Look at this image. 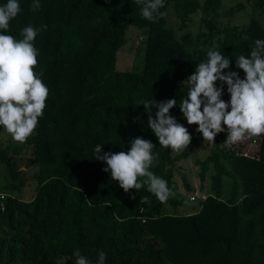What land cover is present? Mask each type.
<instances>
[{"label":"trees","instance_id":"16d2710c","mask_svg":"<svg viewBox=\"0 0 264 264\" xmlns=\"http://www.w3.org/2000/svg\"><path fill=\"white\" fill-rule=\"evenodd\" d=\"M6 3L0 0V6ZM19 3L21 11L4 34L20 39L26 26L44 29L34 40L39 52L34 71L42 73L49 95L32 157L0 155L9 178L0 193V264H75L76 249L89 264H97L101 251L104 264H264V135L245 139L257 146L251 155L239 144L225 147L226 128L215 137L209 154L197 162L201 182L214 170L211 194L187 215L164 214L165 205L180 203L171 197L159 201L147 186L125 193L94 152L97 145L101 154L127 151L137 137L151 141L159 159L150 170L176 194L171 149L159 146L140 102L176 99L170 115L179 113L188 92L185 80L213 46L230 58L225 71H238L243 79L236 57L250 55L255 41L264 40L258 20L220 25L215 19L220 0L202 6L198 0H174L178 32L202 9L207 32L201 39L179 36L166 26L165 15L155 22L143 19L136 0H39L35 12L33 0ZM251 3L264 11V0ZM129 28L146 31L139 73L115 67ZM222 99L230 100L226 85ZM194 143L191 137L189 145ZM31 168L35 193L27 203L21 195ZM224 178L230 180L227 201L221 199ZM144 196L149 203H140Z\"/></svg>","mask_w":264,"mask_h":264},{"label":"clouds","instance_id":"9594fccd","mask_svg":"<svg viewBox=\"0 0 264 264\" xmlns=\"http://www.w3.org/2000/svg\"><path fill=\"white\" fill-rule=\"evenodd\" d=\"M136 3L140 5L143 19L155 22L165 15L159 11L165 6L164 0H136ZM40 7L39 0H33L31 10L35 12ZM20 11L19 0H7L0 6V127L14 141L24 143L43 116L49 90L40 78L42 73L38 75L34 71L39 55L34 40L44 29L26 26L20 32V39L4 34ZM235 66L245 74L243 79L238 71H225L230 68V58L213 46L207 50L206 60L185 80L188 92L180 101L179 109L188 125L198 126L196 130L205 142L214 143L215 137L225 128V147L264 135V40L255 41L250 55L237 56ZM224 85L230 96L228 102L222 99ZM140 104L148 114V127L159 146L175 152L188 147L191 142L188 129L170 115V110L177 105L176 99L158 103L150 99ZM153 108L157 109L154 118ZM154 147L151 141L137 137L130 141L127 151L101 154L102 145H97L94 152L95 159L106 164L102 170L110 173L111 179L118 182L125 193L147 186L149 193L165 202L174 193L165 179L150 170L159 159ZM149 202L147 196L140 201ZM73 255L75 264H89L79 249L74 250ZM105 260L106 254L99 252L97 264H104Z\"/></svg>","mask_w":264,"mask_h":264},{"label":"rangeland","instance_id":"374dc122","mask_svg":"<svg viewBox=\"0 0 264 264\" xmlns=\"http://www.w3.org/2000/svg\"><path fill=\"white\" fill-rule=\"evenodd\" d=\"M201 6L205 0H198ZM221 6L215 19L218 20L220 25H237L243 26L249 22L250 18H255L264 28V11L257 10L253 7L251 0H220ZM174 0H171L167 8L165 9L166 26L177 30V20L174 11ZM238 6H240L238 8ZM202 9H199L191 15V21L188 27L177 34L180 36L182 33H191L194 37L204 38V34L207 32L206 26L201 24ZM146 46V31L138 30L135 28H129L126 34L125 44L117 51L115 67L120 72H141L144 66V53ZM180 104V103H179ZM177 122L187 127L191 133V137L194 138L195 143L189 145L185 150L175 152L171 150V157L173 160L172 169L174 171V180L179 185V192L170 196L173 200L178 201L179 208L175 209L171 205H166V213L173 214H191L199 209V203L201 200V194L205 196L211 192V175L214 170L211 167L208 172V177L203 182L199 179V167L197 162L203 161V159L209 154L212 143L205 142L202 134L197 132V125H188L184 119L182 113H176L173 115ZM34 133L24 143L14 141L10 134H8L2 127H0V155L13 156L20 159V161H26L32 157ZM239 147H244V153L251 155L256 152V145L251 142L243 140L238 143ZM242 149V148H241ZM225 164V162H224ZM25 167H21L24 171ZM26 182L22 191V199L27 203H31L35 193V183L33 175L36 172V168L25 170ZM9 182L8 171L5 164L0 162V193L1 189ZM230 180L225 178L223 180V196L222 200L227 201L229 198ZM6 197V193L2 192ZM198 195L195 201H190L191 196ZM181 209V211H179Z\"/></svg>","mask_w":264,"mask_h":264},{"label":"crops","instance_id":"0c3cea01","mask_svg":"<svg viewBox=\"0 0 264 264\" xmlns=\"http://www.w3.org/2000/svg\"><path fill=\"white\" fill-rule=\"evenodd\" d=\"M225 179V178H224ZM223 179V180H224ZM179 192V191H178ZM209 194H211V192L210 193H208L207 195H209ZM197 195V194H196ZM206 195V196H207ZM239 196L237 197V200H239L240 199V192H239V194H238ZM204 194H201V197H204V199H205V197H206ZM222 196H223V187H222ZM222 196H221V198H222ZM197 197H198V195H197ZM168 205V204H167ZM179 206V205H178ZM176 207L175 209H177V208H179V207ZM200 206L201 205H199V209H200ZM199 209H197L196 211H198ZM166 210V205L163 207V210H162V212L164 213V214H169V215H171V214H173V213H166L167 211H165ZM179 211H181V209H179ZM195 211V212H196ZM192 213H194V212H192ZM178 215H187V214H178Z\"/></svg>","mask_w":264,"mask_h":264},{"label":"built area","instance_id":"2783aa9c","mask_svg":"<svg viewBox=\"0 0 264 264\" xmlns=\"http://www.w3.org/2000/svg\"><path fill=\"white\" fill-rule=\"evenodd\" d=\"M197 199V195L196 196H191L190 197V201H195ZM204 200V197H201V200H200V203L199 205L201 204V202Z\"/></svg>","mask_w":264,"mask_h":264}]
</instances>
